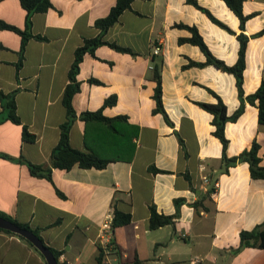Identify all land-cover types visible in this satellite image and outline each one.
Returning <instances> with one entry per match:
<instances>
[{"label": "crops", "instance_id": "0c3cea01", "mask_svg": "<svg viewBox=\"0 0 264 264\" xmlns=\"http://www.w3.org/2000/svg\"><path fill=\"white\" fill-rule=\"evenodd\" d=\"M50 1L47 12L32 16L31 33L42 39L29 40L20 69L22 37L0 30V93H15L22 121H4L0 101V154L12 158L0 156V212L38 230L48 247L62 253V264H96L100 248L107 264L136 259L144 264H264V249L241 248L242 232L264 227V180L251 177L247 162L224 169V147L214 135L213 115L197 104H217V95L228 116L234 115L241 106L236 78L212 65L185 68L190 61L205 63L207 57L198 46L180 42L193 35L179 27L197 29L213 56L227 66L238 62L237 36L250 38L243 85L248 97L264 81V35L254 37L264 30V0H244L243 13L252 18L243 30L223 0H194L235 34L188 0H135L105 35L106 41L134 54L100 46L95 55L84 56L80 91L73 99L78 119L70 132L71 146L87 151L81 114L102 109L107 118L126 117L117 127L124 133L123 144L136 145L133 160L113 162L103 170L54 169L48 180L34 177L19 160L51 166L66 121L63 98L75 52L85 39L101 33L96 21L117 3ZM26 17L19 0H0V21L25 31ZM155 46L161 47L160 55H154ZM157 65L163 108L171 123L157 112ZM112 97L116 103L106 107ZM258 115L257 106L246 101L243 115L227 123L228 158L257 142L264 167V126ZM23 126L36 136L35 142L23 140ZM95 129L90 144L109 149L111 139L98 138ZM153 206L159 214H177L175 225L151 230ZM115 209L132 220L112 233L117 246L113 251L106 250L109 238L103 226L112 225ZM0 264L47 263L24 240L0 232Z\"/></svg>", "mask_w": 264, "mask_h": 264}, {"label": "trees", "instance_id": "16d2710c", "mask_svg": "<svg viewBox=\"0 0 264 264\" xmlns=\"http://www.w3.org/2000/svg\"><path fill=\"white\" fill-rule=\"evenodd\" d=\"M22 7L27 11L26 17V29L25 31H21L20 29L8 25L5 22L0 21V30H9L18 33L22 37V47H21V60L20 63L17 65V68L20 69L22 65V59L24 53L26 51L27 44L30 39H42L39 36H34L31 33L32 27V16L36 13H45L51 7L50 0H19ZM135 0H117L116 5L112 8L110 14L103 18L96 21V27L100 29L101 33L92 39H85L83 46L78 48L75 52V60L72 64V67L69 72V84L65 89L64 98H63V105L66 109V121L61 125V134L60 140L56 148L53 150L51 155V166L45 167L40 165H34L31 162L21 158L19 161L24 163L28 166L30 173L34 177L38 178H45L51 180L52 173L54 169L70 171L75 166H78L82 169H97L103 170L107 168L110 163L119 162V161H126L131 162L133 160L136 145L132 144L131 146H126L122 143L121 137L124 136V133L117 127L119 122H127L126 117H118V118H107L103 115V110H99L97 112H86L81 114L80 118L82 121L86 123V137H85V144L87 147V151H80L74 149L70 144V132L75 123L78 119V115L73 107V99L76 94L80 91V82L78 81V75L80 72V66L83 62L84 56L86 54L95 55L97 48L100 46H108L120 53L125 54H134L131 49L120 47L115 43H110L105 40V35L108 30L113 27L120 19L122 14L131 9V5ZM191 4L195 5L198 9L202 12L207 14V16L218 26L223 29H226L232 34H235L231 31L225 24L220 22L216 19L207 9L202 8L198 5V3L194 0H188ZM227 6L237 15V17L241 21V28L242 30L245 27V23L252 18V16H245L243 13V2L244 0H223ZM181 28L188 29L192 33V37L188 39H181V43H191L193 45L198 46L202 52L207 57V61L205 63H196L190 61L185 68L190 67H205V66H215L217 69H220L226 73L232 74L236 78L237 88L239 92V97L241 100L240 108L234 113L232 116H228L227 107L222 101L220 97H217L218 103L217 104H205V103H197L202 109L207 111L208 113L213 115V125L215 126L214 135L222 142L224 147V156H223V167L226 171H229L231 167L236 166L240 162H247L250 167L251 177L253 179H262L264 180V167L261 166V157L260 153V145L257 142H254L251 149L243 151L240 155L232 158H228L226 155V149L228 147V140L225 136V127L229 122H236L244 113L245 111V102L248 101L251 105L257 106L259 115V124L264 126V81L262 82L261 86L258 90L248 96L245 97L243 85H244V72L246 68V53H247V45L249 43L250 38L245 34L241 33L237 36L240 42V50H239V59L238 62L234 66H227L223 61L218 60L213 56L210 52L209 48L203 41V38L200 36L199 32L195 28H190L185 25H179ZM264 35V30L261 31L259 34L254 35V37ZM154 77L158 83L156 89V100L158 104L157 112L162 113L167 122L171 123L164 108L162 102V83H161V71L160 67L157 65L153 68ZM94 83H99L98 81L92 80ZM0 101L3 108L2 114L4 121H11L17 125H22L21 118L17 112V102H16V95L15 93L12 94H4L0 93ZM116 103V97H112L106 101L105 106H112ZM97 127L98 131V138L99 137H106L111 139V147L109 149L99 150L94 148L90 144L89 136L92 134V131L95 132ZM137 134H135L136 136ZM23 140L26 142H35L36 136L31 134L28 130L27 126H23ZM182 142V141H181ZM2 158L12 160V158L8 155L0 154ZM152 172L157 173L158 170L155 168L151 169ZM176 204L180 208V204L176 201ZM151 218H150V229L156 230L161 227L165 226H174L176 223V219L178 215L167 216L163 214H159L156 208L153 206L151 208ZM0 217L7 219L18 225L21 228L28 229L34 232L41 240L39 231L32 230L30 226L18 223L15 220L7 217L3 213L0 212ZM132 217L130 214H125L120 212L119 210L115 209L114 219L112 222V231L114 232L117 228L126 226L131 223ZM0 232H5L11 235H15L20 239L27 242L31 247L35 248L30 242L25 240L23 237L13 234L9 231H5L0 229ZM43 241V240H42ZM112 247L114 250H117V246L113 241ZM255 247L264 249V227H258L254 231L248 232L244 231L241 233V248L244 247ZM36 249V248H35ZM49 249L53 252L56 256L58 262L61 256V252L50 248ZM37 250V249H36ZM38 251V250H37ZM59 264H62L59 262ZM96 264H107L105 262V252L104 249L100 248V253L97 258ZM128 264H144L139 259H136L134 262Z\"/></svg>", "mask_w": 264, "mask_h": 264}, {"label": "water", "instance_id": "95a60500", "mask_svg": "<svg viewBox=\"0 0 264 264\" xmlns=\"http://www.w3.org/2000/svg\"><path fill=\"white\" fill-rule=\"evenodd\" d=\"M0 229L19 235L30 242L41 253L47 264H59L53 252L34 232L21 228L2 217H0Z\"/></svg>", "mask_w": 264, "mask_h": 264}, {"label": "built area", "instance_id": "2783aa9c", "mask_svg": "<svg viewBox=\"0 0 264 264\" xmlns=\"http://www.w3.org/2000/svg\"><path fill=\"white\" fill-rule=\"evenodd\" d=\"M160 53H161V47H159V46H155L154 47V55L155 56H157V55H160ZM210 182V180H209V178H207V177H205L204 178V183L205 184H208ZM215 186L217 187V184H215ZM103 229L106 231V233H105V235H108V236H106V237H108L109 239H108V241H107V247H106V250H113L114 251V249H113V247H112V241H111V236H112V233H113V231H112V225H110V223L108 222V223H105L104 224V226H103ZM105 237V236H104ZM102 240V239H101ZM105 250V249H104ZM105 252V251H104Z\"/></svg>", "mask_w": 264, "mask_h": 264}]
</instances>
